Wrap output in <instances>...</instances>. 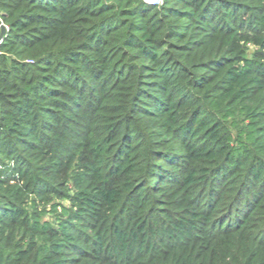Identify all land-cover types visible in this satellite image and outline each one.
<instances>
[{"label":"trees","instance_id":"obj_1","mask_svg":"<svg viewBox=\"0 0 264 264\" xmlns=\"http://www.w3.org/2000/svg\"><path fill=\"white\" fill-rule=\"evenodd\" d=\"M0 19V264H264V0H0ZM147 181L210 188L153 215Z\"/></svg>","mask_w":264,"mask_h":264},{"label":"rangeland","instance_id":"obj_2","mask_svg":"<svg viewBox=\"0 0 264 264\" xmlns=\"http://www.w3.org/2000/svg\"><path fill=\"white\" fill-rule=\"evenodd\" d=\"M255 50H256L255 47H253L251 45H247V53L245 56H247V58L251 57V54L253 52H255ZM258 100L260 101V103L258 105L259 110L264 112V106L262 105L264 103V93L262 95H259ZM164 140L167 143V145H166L167 147L174 146L173 142L176 141L173 134L172 135L165 134ZM207 146H209V145L207 144ZM171 168H173V170H175V171L179 170V169H176L174 167H171ZM179 172H181V170L177 171L176 173L178 174ZM237 176H241V175H237ZM236 178H238V177H235L233 175L229 179V181H227V183H225V184H222L221 181L216 182L215 180H212V182L213 181L215 182L213 187H214V189H216V191L219 190L221 187H223L222 188L223 191L221 190V191L216 192V194L219 193V194H217V196L220 197V194H222L221 197H223V199H221L217 205L218 208H223L225 206V203L228 200H230V198L233 196V193L229 190H231V188H233L235 186ZM210 182H211V180H210ZM141 184H143V186H144L143 188H146V189L137 193V198H139V197L143 198L141 201V202H143V204L148 202V201L150 202L149 204L151 206L149 207V210L147 212H150V214L153 213V215L155 214V212L153 210V205L154 206H160L162 208V210H165L167 212H175L176 210H179L180 206L189 198V195H188L189 192H195V194H201L205 191L206 192L205 196H206V195H208V190L210 188V187H208V189L206 190L205 189L206 187L199 186L195 189L189 190V192L187 193V192L181 190L180 188H177L178 185H176V183L175 184H172V183L165 184L164 183L163 185H161L163 187H161V188L159 187L160 189L158 191L152 190L153 184H151V182H149V181H147L146 183L143 182ZM252 188L253 187L251 186V189ZM139 195H142V196H139ZM154 197L157 199V202L160 203L161 205H157L158 203H153V199H155ZM263 198H264V195L262 196V199L260 200V207L261 208L260 209L256 208L255 212L253 213L255 218L261 217V214L264 213V211L262 209V208H264V199ZM158 200H160V201H158ZM130 204L135 206L136 211H140V210H144V209L146 211V209H148V206H149V204H147V205L143 206V209L137 208L138 205L140 206V200H137L134 203H128L127 202V204L125 206H128V205L130 206ZM123 213H125V212H123ZM255 220H258V219H255ZM83 230H84L86 235H88V236L93 235L92 231L90 229H83ZM69 256L77 257V254L72 252V253H69ZM82 264H89V263L87 261H85Z\"/></svg>","mask_w":264,"mask_h":264},{"label":"built area","instance_id":"obj_3","mask_svg":"<svg viewBox=\"0 0 264 264\" xmlns=\"http://www.w3.org/2000/svg\"><path fill=\"white\" fill-rule=\"evenodd\" d=\"M145 3L152 5V6H158L161 4V0H143ZM3 39H0V45L2 43ZM1 53V52H0Z\"/></svg>","mask_w":264,"mask_h":264},{"label":"water","instance_id":"obj_4","mask_svg":"<svg viewBox=\"0 0 264 264\" xmlns=\"http://www.w3.org/2000/svg\"><path fill=\"white\" fill-rule=\"evenodd\" d=\"M6 32H7V27L2 23V21L0 19V39H3Z\"/></svg>","mask_w":264,"mask_h":264}]
</instances>
